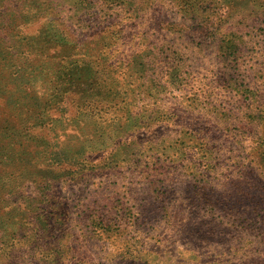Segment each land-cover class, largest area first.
Here are the masks:
<instances>
[{"label": "rangeland", "instance_id": "1", "mask_svg": "<svg viewBox=\"0 0 264 264\" xmlns=\"http://www.w3.org/2000/svg\"><path fill=\"white\" fill-rule=\"evenodd\" d=\"M0 264H264V0H0Z\"/></svg>", "mask_w": 264, "mask_h": 264}]
</instances>
